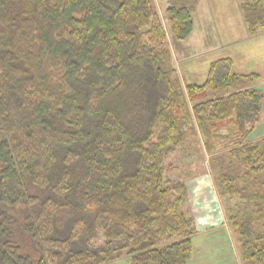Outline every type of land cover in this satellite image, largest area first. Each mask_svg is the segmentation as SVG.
<instances>
[{"label":"trees","instance_id":"obj_1","mask_svg":"<svg viewBox=\"0 0 264 264\" xmlns=\"http://www.w3.org/2000/svg\"><path fill=\"white\" fill-rule=\"evenodd\" d=\"M194 10L172 0L163 21L152 0H0V264H185L194 175L166 161L198 132L212 155L230 143L217 190L247 193L254 208L226 220L242 264H264V138L249 141L264 93L230 58L183 83L165 22L185 40ZM242 10L256 34L263 3Z\"/></svg>","mask_w":264,"mask_h":264},{"label":"crops","instance_id":"obj_2","mask_svg":"<svg viewBox=\"0 0 264 264\" xmlns=\"http://www.w3.org/2000/svg\"><path fill=\"white\" fill-rule=\"evenodd\" d=\"M171 1L169 0V3ZM192 1L195 4L192 14L193 31L187 39L180 41L183 44L178 48L179 52H175L178 63L177 70L183 83L185 85L196 83L194 82L195 76H192V79L191 76H188L189 64L193 63L195 55L205 59L204 70L205 73L207 72V76L212 62L230 58L232 72L239 75H257L256 81L248 86H255L264 93V25L257 29L256 34L249 32V26L242 10L243 0ZM261 2L264 5V0ZM229 23H235V25L238 23L239 26H231L232 28L228 26V29L222 31L224 28L221 29V26ZM236 28L240 35L239 38L233 37ZM225 38L229 40L224 41ZM187 62L189 64L185 66L184 64ZM190 180V182L187 181L188 202L186 208L193 213L196 232L192 239L191 258L185 264H242L238 247L235 241L233 242L226 221L224 223L220 221L216 208L210 214L209 209L205 210L201 207L207 200L216 207L215 196L211 185L206 181V175L193 176ZM195 208L199 210L197 213L199 216L207 215L208 221L201 223V217L196 218Z\"/></svg>","mask_w":264,"mask_h":264},{"label":"rangeland","instance_id":"obj_3","mask_svg":"<svg viewBox=\"0 0 264 264\" xmlns=\"http://www.w3.org/2000/svg\"><path fill=\"white\" fill-rule=\"evenodd\" d=\"M249 2L255 5V0H249ZM153 6L159 13L161 19L163 21H166L169 0H153ZM165 24H166L165 28L167 31L168 43H169L170 51L172 54V62H173V65L178 69L177 67L178 63L175 57V52L178 51V48H180V45L183 44V42L181 43L180 41L174 39V37L171 35L168 22H165ZM228 26H230V28H232L231 26L238 27L239 24L238 23L237 25H235V23L224 24L223 26H221V29L224 28L222 31L228 29L227 28ZM239 36L240 35L238 34L237 28H236L233 34V37L239 38ZM223 40L228 41L229 39L225 38ZM217 55H220V54H217ZM193 59L194 61L192 64H189V62H187L184 65L187 66L189 64L188 76H191V79H192V76H195V80L193 79L194 82L198 84H202L207 77V72L205 73V70H204L205 68L204 60L205 59L198 55H195ZM210 97L212 96H209V98ZM252 129L253 130L249 136V139H250L249 141H252V142L261 141V139L264 138V117L261 118L260 121L256 123L254 127H252ZM217 141H219L220 143L216 144V152L212 155L206 149L207 147L205 146V141L202 138L200 132H198L197 134H193V136L188 137V141H186L183 145H181L177 149L176 152H174L173 154L169 156L166 163L172 166L171 168H173L172 169L173 176L175 175V176H186L187 177L189 175H194V176L201 175V174L206 175V181L209 183V185H211L213 195L215 196L216 207H214L213 204L209 202L208 200L204 202L201 205V207L204 208L205 210L209 209L210 214H212L213 209L216 208V211L220 217V221H223V223L226 221L229 231L231 232V237L233 239V242L235 241L238 247L237 238L235 236V233H233L231 227L229 226L226 220V216L228 212H230L233 215L243 214L245 211L252 210L254 208V205L249 201L247 197V193L242 192L241 195H236L234 197H230L229 195L222 196L218 193L217 181L213 173L216 170L217 173L224 174L223 172H226L228 170V164L226 163L225 158L229 160V156L225 154L229 149L228 144L230 143L224 142L225 140L221 141L219 139H215V142ZM244 143L245 142H240L238 143V145H242ZM233 144L231 147L235 146V144L234 145ZM223 154L225 155V157ZM224 164L226 165V167H224ZM232 171L234 170L232 169ZM220 178L223 179L222 177ZM190 181L191 180L189 179L188 182ZM196 193L199 194L200 192H196ZM18 208H20V206ZM194 210L196 214L199 213V210L197 208H195ZM206 216H199L197 214L196 218L201 217L200 221L201 223H204L208 221V218ZM114 262H117L116 264H130V259L128 256H126L125 253H123L120 256V258Z\"/></svg>","mask_w":264,"mask_h":264}]
</instances>
